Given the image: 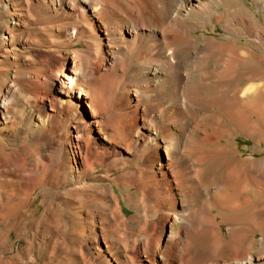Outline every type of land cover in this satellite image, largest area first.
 <instances>
[{
    "label": "bare ground",
    "instance_id": "bare-ground-1",
    "mask_svg": "<svg viewBox=\"0 0 264 264\" xmlns=\"http://www.w3.org/2000/svg\"><path fill=\"white\" fill-rule=\"evenodd\" d=\"M236 1L0 0V132L15 131L27 121L38 137L68 127L80 133L77 143L71 141L61 151L68 181L60 185L68 197L80 192L82 177L99 169L100 165L92 166L93 161L104 164L96 160L98 151L89 148L86 139L91 134L103 148L123 147L133 154L129 164L135 163L136 168L115 184L124 190L136 189L130 197L137 202L131 201L137 215L144 211L140 212L142 206L151 218L158 217V223L136 232L148 239L153 262L173 236L172 229L168 235L172 222L197 218L200 211L194 204L204 200L208 201L202 208L208 225L204 223L199 234L223 237L222 226L228 224L225 213L232 214L228 225L232 237L241 230L239 215L246 213L242 225H249L248 229L255 220L264 221V159L244 158L236 143L240 136L257 145L264 143V19L251 15L264 3L253 0L249 7L243 0L245 17L233 9ZM191 18L199 21L191 23ZM197 22L199 28L212 25L213 32L221 26L226 34L221 39L196 37ZM187 24H195V29ZM239 29L242 35V31L236 33ZM243 38L251 39L253 45L242 44ZM77 44L84 48L74 53L63 50L62 63L51 66L52 55ZM30 51L48 55L35 60L26 56ZM112 75L117 98L113 110L107 111L102 80ZM121 77L128 80L119 81ZM85 106L91 117L84 128L75 116ZM8 149L0 137V153ZM21 160L23 164L14 167L0 161V169L19 183L27 172V182L44 192L40 175L46 163L39 158ZM121 167L118 171L125 170ZM114 193L112 188L102 197L85 193L77 199L86 217L79 211L73 220L68 219L70 237L60 243L74 244L81 238L91 259L81 256L74 245L68 255L75 262L114 264L109 258L117 249L116 237L133 233L129 231L132 220L125 218ZM12 212L0 213L1 219L8 220ZM93 239L99 241L97 249Z\"/></svg>",
    "mask_w": 264,
    "mask_h": 264
},
{
    "label": "rangeland",
    "instance_id": "rangeland-1",
    "mask_svg": "<svg viewBox=\"0 0 264 264\" xmlns=\"http://www.w3.org/2000/svg\"><path fill=\"white\" fill-rule=\"evenodd\" d=\"M258 1L260 3H264V0H258ZM242 2L243 0H238L234 2V4L238 3L236 4V6L239 5V7H236L234 4H233L234 6L232 5V7L234 10H236V13H238L237 15L246 17V15L248 16V14L242 5L244 3H247V6L250 7L253 3V0H247L246 2H243V4ZM242 12H244L245 15ZM251 15L255 16L258 20L260 19L262 21L264 19L263 5L261 8L255 7L254 11L252 10ZM192 20H190L191 23L199 21V19L198 20L192 19ZM197 24L196 25L187 24V26L191 25L190 27H192L191 28L192 30L195 29L194 25L196 26L197 31L194 32L195 33L194 35L196 37L204 35L206 38L209 39L210 38L221 39L223 35L226 34L225 29L221 26H219L216 29V31L213 32L212 25L208 24L210 27L206 25L205 26L206 30H205L204 28H202V26L199 28L201 23L199 24V22H197ZM201 28L204 30H201ZM239 31H242V33H240ZM236 33H240V35H242L243 30L239 29L236 31ZM245 39L246 38H243L241 40L242 44L250 43L249 41H252L251 39L250 40L249 39L245 40ZM250 44L253 45V43ZM82 48H84L82 44L81 45L77 44L69 49H64V48L61 49L60 53L55 54V56L52 55L50 61L51 66L53 68H57L62 63L63 61L62 57L65 51L67 52L70 51L71 53H74ZM30 55L35 60L37 59L39 60L40 58H43V56L48 55V53L38 52V51L27 52L26 56H30ZM110 66L111 65H109V67ZM19 68L23 69L21 62ZM119 74L121 75V72H119ZM109 78L110 77L105 78L107 79L106 81L105 79L102 80L106 82L105 83L106 85L103 84V86L105 85L103 87L104 90L103 98L105 101V106L107 107V108L105 107L107 111L113 110L112 105L117 98L114 92L115 89L113 88V85L115 84L114 76L112 75L111 78L110 79ZM123 78L124 77H121L119 81L126 82L128 80V78L125 79ZM121 108L124 107H122L121 105ZM25 114H26L25 116H27V113ZM75 117H76V121H80L82 127L85 128L91 117L89 107L85 106L84 110L79 111ZM76 123L77 122H74L73 125H76ZM30 129H31L30 122L27 123V121H25L19 124L18 127L14 129L15 131L4 132L3 130H1L2 132H0V137L4 139L5 146L9 149L6 153H0V161L2 162V165H8L14 167L16 165L23 164V160H21V158L26 160H29L30 158L31 159L39 158L43 160L46 163V165L43 168V171L41 172L40 175L41 177L40 185H43L44 187L43 186L42 187L46 190L43 192L40 189H35L34 185L29 184L27 181L30 180V178L27 172H23L21 174V178L23 179V182L19 183L15 179V177L11 175V173H8V171H6L4 168L2 170L0 169V177H3L2 179H0V183H1L0 189L3 191L2 193H4L3 198L0 196V213L5 211L7 213L9 212L10 209L11 211H13L12 215L8 220L7 219L2 220L0 217V264H72V263L81 264L75 262V260L72 259L74 258L73 255L71 256L68 255L69 252L75 249L76 245H77L76 248L77 247L80 248V249L77 248V250L80 252L81 256L83 257L86 256L87 259L88 257L89 259H91V255L89 256L87 254V250L84 245L85 241L82 242L83 240L81 238H80L81 240L78 239L77 240L78 242L76 241V243L74 244L71 243V241H69L70 243L67 242L66 244H61L60 240L69 239L70 232L66 230V226L70 222L71 218L73 220L75 216L77 217V212L82 211V209H80V205L77 204L79 200V196H81V194L83 195L85 193L86 194L89 193L88 195L91 196L96 194L98 197L100 196L102 197L103 195H105L106 189L110 191V189L112 188L113 191L115 192L114 194L118 197L120 207L125 218L128 220L129 219L132 220L131 225L129 227V231L133 230L132 231L133 233L130 235L124 234L123 239H119L116 237L117 249L115 250V253L109 258L110 261L113 262L114 264H264V221L256 218L257 220H255L252 226H250V229H248L249 225L248 227H246L247 225H245L244 222H243L244 225H242V221H244V217L246 216V213H244L243 215L241 214L238 216L241 221L240 222L241 225H239L238 228L240 227L241 230L239 231V233L236 232L232 237L230 235L232 234V232H230L231 227L228 226L230 223L229 219L232 220V214L225 213L224 215L227 217L228 224L222 226V230L224 233V236L221 237L222 239L219 236L217 237V235H214L213 237L211 235L206 236L202 233H200L201 234L200 235L199 232L201 231V229H203L206 225H208V220L206 219L205 217L206 215L203 212L204 209L203 206H205L204 203H208L207 200L203 201L202 204L204 205H202L201 203L197 205L194 204L196 209L200 211L199 212L200 215L198 214L197 218H195L194 220L192 218L187 221L177 220L178 222L177 221L172 222L173 223L171 224L172 228L171 227L168 228V235L170 234V231L172 229L173 236L170 239V241L164 242L163 250H162L163 253L161 252L163 258L162 256H160L156 258L155 262L151 261L148 239L144 235L140 237L138 234H136V232L138 230H142V231L147 230L149 224H152L151 222H153V224H156V222L159 221L158 217L154 216V218L152 217L153 218L152 220L151 218L152 215L148 212L147 210L148 208L144 209V207L142 206L140 212L142 210L144 211H142L139 214L140 215L139 217L135 209H133L134 208L133 205H131L134 201H136L134 197L133 199H131V197L135 194L133 192H136V189L130 188V189H126L127 190L126 191L123 189L120 183L118 184V186L115 184L116 181L117 182L124 181L125 178L122 175H126L136 168L137 165L135 163L129 164V159L132 158L133 154L123 149V147H117L116 149H113L110 145V149L109 147L103 148L101 147L100 144L101 142H99L97 138H95V135L91 134L92 137L89 136L91 139L90 138L86 139L87 141L89 139L88 141L89 148L93 151V153H96V151H98L99 154H97L96 160L97 161L100 160L98 161L100 163L101 160L102 162L104 161L105 165L102 163L97 164L95 161H93L92 166L100 165L99 166L100 170L98 169V167H97L98 170L94 168L96 172L93 169H91L89 175L86 174L87 175L86 177L81 178V185H80L81 190L79 192L80 194L78 193L77 195L75 194V196L68 197L67 193L64 192L65 190L62 187V185L64 184L63 182L68 181V176H66L68 169L66 166L65 154H61V151L63 147H67L70 145L69 142L72 141V143L73 142L77 143L76 139L77 137L81 136L80 133L76 132L75 129L68 127L65 130H58L55 133L52 132L47 133L46 134L47 137H38L39 133L33 132V130ZM14 133L16 134V136L12 137L11 135H13ZM51 133L53 134L52 136ZM24 139L25 141H22ZM39 139H43V140L41 141ZM101 141L107 143L103 140V138L101 139ZM236 143L240 147V150L242 151L244 158H251L252 160L264 159V143L262 145H257L254 140L248 139L243 136L237 137ZM27 145H29L30 148ZM15 150L17 152H20L21 156L20 154L18 155L17 152L15 155L14 154ZM121 152L124 156H122ZM60 154L62 156L61 160L59 159ZM99 155L101 157H98ZM113 160L114 161L116 160L117 163L111 162ZM116 164L118 167L116 166ZM121 166H124L125 170L122 169L123 171L122 170L118 171L121 168H123ZM61 168L63 169L65 168L63 170L64 172L60 171ZM18 169L19 167L16 168V170ZM106 169L107 170L109 169L108 171L110 172L112 171V173L117 171V173L116 172L113 174L111 173L110 175V173ZM91 171L93 172L92 174ZM106 173H108V175H106ZM222 175L225 176V174ZM10 176L11 177L13 176L12 179L10 178ZM104 177L108 179L106 180ZM60 183L62 185H60ZM58 184L60 188L58 187ZM107 185L108 188L110 187V185H112L113 187L111 186L108 189L106 188ZM120 187H122L123 190ZM62 191L63 193L61 194ZM72 197L74 199L71 202L72 204H68L69 199L70 198L72 199ZM128 197H130V199ZM67 198L69 199L66 200ZM209 199L211 201V197ZM6 202L7 204L8 203L9 204L7 205ZM67 204L69 205V207H67ZM146 210L147 213H145ZM82 212L84 213L83 214L84 217H86V212L84 210ZM103 212L104 210H102V213ZM201 212L203 213L201 214ZM217 213H218L217 211H214V214ZM104 214L105 215L103 216L105 217L107 216L108 213H104ZM203 215L205 216L203 217ZM137 217H139L138 219L139 225L136 224ZM149 218L151 221L149 220ZM8 221H10L9 224L7 223ZM219 221H221V219H219ZM204 223H206V225ZM10 226H12V228H10ZM228 227L230 228V230L228 229ZM242 228L246 230L244 231L242 230ZM57 240H59V242H57ZM92 244L95 249L99 247V241L97 239H93ZM66 256L70 259H68ZM81 256L79 255L78 257L81 258ZM65 260H67L68 262H65Z\"/></svg>",
    "mask_w": 264,
    "mask_h": 264
}]
</instances>
